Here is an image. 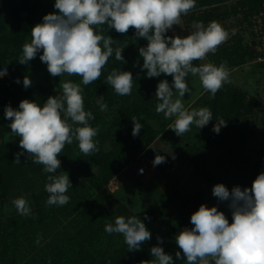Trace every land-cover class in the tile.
I'll use <instances>...</instances> for the list:
<instances>
[{"label":"trees","instance_id":"obj_1","mask_svg":"<svg viewBox=\"0 0 264 264\" xmlns=\"http://www.w3.org/2000/svg\"><path fill=\"white\" fill-rule=\"evenodd\" d=\"M54 4L55 0H0V71L7 68L8 73L0 77V202L20 185L27 189L26 192L30 191L31 198L30 216L15 214L2 218L1 215V264H21L29 259L32 261L27 264H143L155 259L150 254L154 246L162 247L166 254L171 255L176 235L184 228L192 227L190 217L201 204L216 206L231 223L230 201H219L213 196L212 189L217 184H223L229 191L236 186L251 188L256 176L264 172V111L255 140V106L258 99L238 85L225 83L214 99L209 98V92L203 91L192 105L198 109L208 107L213 120L202 129L193 125L187 134L186 144L175 147L179 155L177 163L190 180L188 191L198 198L197 208L194 211L176 212L171 218V225L162 233L163 242L151 238L143 242L139 250L129 251L122 234L105 232V225L114 224L119 215L97 192L130 164L142 148L149 146L162 130L165 133L173 132L169 128L173 124L172 119H165L163 113L156 112L159 101L155 97L158 83L166 79L171 84L172 77L161 74L148 78L147 70H141L143 59L138 51L147 45V41L144 38L136 39L134 29H129L123 35L115 29H108L107 25L101 26L102 31L98 34L111 36L115 40L112 45L114 49L128 46L122 52L126 63L117 61L113 53L102 73L109 74L113 68L130 71L134 77L131 95L116 94L111 85L106 86L101 81V77L86 86L77 75L52 77L46 64L39 58L42 52L37 53L28 64H20L18 59L22 55L23 45L31 41L32 27L41 23L45 15L58 11ZM260 5L261 0H234L231 3L227 0H196V7L188 15L182 16L183 26L192 28L194 21H202L207 26L211 21L225 20L241 13L246 20L259 10ZM166 35L173 36L169 32ZM237 42L235 54L241 60L234 62L235 66L246 61L244 56L249 60L255 57L248 43ZM230 48L224 42L215 54L208 55L210 62L217 66L224 63L230 55ZM198 62L193 63L196 65ZM255 65L261 69L264 62ZM259 69L253 67V71L258 72ZM25 76L32 80V85L27 89L23 86ZM17 79L20 83H16ZM69 80L80 84L85 111H91L95 117L89 124L98 128L94 139L98 140L99 151L85 156L73 139V143L66 144L58 157L61 167L56 173H45L43 165L33 163L26 153L20 156V164L14 163L16 154L23 150L19 146V137L8 127L11 121L4 118L6 108L11 106L18 109L24 99L43 106L48 97L57 96L55 90H61L60 82ZM100 93L103 103H114L118 107L110 121L100 116L97 101ZM133 116L143 125L135 137L132 135ZM218 118H223L227 126H221L217 134L213 126ZM151 120L157 121L158 126L154 127ZM169 144L174 147L173 143ZM62 172L69 176L72 185L66 193L70 200L64 206H49L46 204L49 194L45 191V184L49 183L47 177ZM142 222L148 229L149 222ZM43 223L54 225L55 232L47 242L45 238L39 239L42 237L39 229Z\"/></svg>","mask_w":264,"mask_h":264},{"label":"clouds","instance_id":"obj_2","mask_svg":"<svg viewBox=\"0 0 264 264\" xmlns=\"http://www.w3.org/2000/svg\"><path fill=\"white\" fill-rule=\"evenodd\" d=\"M57 12L47 14L41 23L31 29V41L23 45L18 61L22 65L33 60L42 52L40 60L46 64L52 77L77 75L83 85H89L101 77L102 69L115 53V59L126 63L122 52L125 47L113 48L115 40L111 36L98 34L101 26L115 29L126 35L129 29L135 30V38H144L147 45L138 49L143 59L142 71L148 78L161 74L171 76L161 80L156 88L155 97L159 101L156 112L163 113L165 119L175 118L169 126L177 136H183L195 125L198 129L213 120L208 107L185 108L182 98L191 94L186 77H198L210 99L230 82V70L226 62L219 66L208 62L199 66L194 61H203L208 54H215L221 44L228 39L227 31L216 21L207 26L202 21H194V29L187 36L166 35L174 26L181 24L182 16L188 15L196 7V0H55ZM102 42V46H101ZM139 63V61H137ZM7 68L0 71L6 76ZM133 74L113 68L106 78L116 94L128 96L132 93ZM16 83H20L17 79ZM57 96H50L41 106L24 99L19 108L8 106L4 118L11 121L8 127L19 137L23 152L17 153L14 163L20 164V156L27 154L35 164L43 165L45 173H56L61 167L58 157L65 145L73 139L78 142L79 150L85 156L99 151L98 128L89 124L95 119L91 111H85L83 89L72 81H61ZM32 85L29 76L23 79L25 89ZM178 94V95H177ZM177 95V98H173ZM102 100V97H101ZM101 111L107 104L99 102ZM132 135L138 136L143 125L135 116ZM213 131L219 133L221 126H227L223 118H218ZM166 162L165 156L157 154L153 166ZM143 173V169L140 170ZM45 191L49 194V206L66 205L70 197L66 195L72 187L69 176L62 172L49 175ZM212 194L219 201H230L232 222L216 206L201 204L191 217V228H184L175 237L187 264H264V172L258 174L251 188L234 187L231 192L223 184H217ZM17 212L30 216L31 208L24 197L12 201ZM148 219V217H145ZM105 232L122 234L129 251L139 250L143 242L151 239L145 223L137 216L125 218L117 216L114 224L107 223ZM162 243V238L157 237ZM39 239L37 243H39ZM154 260L143 264H173V257L166 254L160 246L150 249ZM181 259V251L176 252Z\"/></svg>","mask_w":264,"mask_h":264},{"label":"rangeland","instance_id":"obj_3","mask_svg":"<svg viewBox=\"0 0 264 264\" xmlns=\"http://www.w3.org/2000/svg\"><path fill=\"white\" fill-rule=\"evenodd\" d=\"M233 1L227 0L229 3ZM263 2L264 0H261L259 10L251 14L246 20H244L243 13H241L236 17L230 16L225 20L216 21L227 31L228 39L225 43L231 47L229 49L230 57L228 56L224 60V63L226 62L227 67L230 68V82L228 84L238 85L246 90L249 95L258 99V103L255 106L257 117V122L254 126L256 129L255 140H257L261 127L260 117L264 111V65L259 69L260 67L255 65L252 60L246 58V56H244L246 61L241 65L235 66L234 62L241 60V57L235 54L237 41L241 40V43L244 44L252 40L250 19L264 8ZM193 30V28H185L181 18V24L174 26L168 32L172 35L183 37L190 34ZM208 62L210 60L207 56L205 60L199 61L195 66ZM253 67L260 71H253ZM63 76L68 77L67 75ZM107 76L108 74L101 73V81L106 86H109L106 83ZM186 82L192 91L190 95L186 93L184 98H182L184 106L186 109L190 107L189 111L198 109L192 105L205 90L199 78L193 77L191 74L186 77ZM55 94H59V89L55 90ZM177 95H174L173 98H177ZM109 98L112 97L110 96ZM97 101L104 102L102 93L98 94ZM117 109L116 104H107V110L101 111L100 116L103 120L110 121L116 115ZM171 119L174 123L175 118ZM150 122L154 127L158 126L157 121L151 120ZM124 125L127 126L126 124ZM187 134L188 132L180 137L174 131L165 133L162 130L149 146L139 151L132 161L133 163L127 169L112 179L110 188L105 187V190L101 192L104 197L111 196L108 198V202L114 206L115 212L119 216H123L126 219L131 216H137V218L149 222L148 230L151 233V238L157 239L158 236L162 237V233L171 225V218L176 212L194 211L198 206V198L194 193L188 191V181L190 180H188V176L183 173V170L177 163L179 155L175 150L177 145L186 144ZM168 141L169 143H173L174 147H171ZM157 154L165 156L166 162L153 166L152 162ZM140 166H144L147 173L143 174L142 177H137L135 176V171ZM22 189L23 185H20V188H14V195ZM145 217H148V219H145ZM118 236L120 237V235ZM173 244L174 248L171 252L173 264H183L186 262V258L183 257L182 250L179 249L175 241H173ZM177 251H181V259L176 258L175 254ZM28 261L31 262L32 260H26V262L21 264H27Z\"/></svg>","mask_w":264,"mask_h":264},{"label":"crops","instance_id":"obj_4","mask_svg":"<svg viewBox=\"0 0 264 264\" xmlns=\"http://www.w3.org/2000/svg\"><path fill=\"white\" fill-rule=\"evenodd\" d=\"M253 61V60H252ZM255 63V62H254ZM133 162H131L130 164H132ZM130 164H128L127 166H125L124 168H123V170L122 171H120L119 173H122L125 169H127L128 167H129V165ZM118 173V174H119ZM147 173V172H146ZM135 176H137V177H142L143 175H138L137 174V172L135 171ZM26 188L24 189V186H23V189L20 191L19 190V192L17 193V194H15L14 195V193L12 194H10L8 197H6L5 199H3L1 202H0V218H1V215H2V218H8V217H10V216H12V215H15V214H19L18 212H17V210H16V208H15V206L13 205V203H12V201L14 200V199H16V198H19V197H24L27 201H28V204H29V206H30V203H31V198L29 197L30 196V191L29 192H26ZM102 190H105V187H104V189L102 188V189H100V190H98V194L104 199V201L115 211V209H114V206L112 205V204H110L109 202H108V198H110L111 196H107V197H104L102 194H101V192H102ZM17 195V196H16ZM118 214V213H117ZM65 224V223H64ZM64 224L63 225H60L59 227L61 228V226H64ZM58 229V228H57ZM39 231H40V234H41V236L42 237H39V239L41 240L42 238H45V242H47L49 239H51V237H50V235L52 234V233H54L55 232V230H54V225H52V224H49V223H43L42 224V226H41V229H39ZM57 231H59V230H57ZM31 238H32V236H31ZM26 244H27V240H25L24 241ZM0 264H1V262H0ZM6 264V263H5ZM10 264V263H9Z\"/></svg>","mask_w":264,"mask_h":264},{"label":"built area","instance_id":"obj_5","mask_svg":"<svg viewBox=\"0 0 264 264\" xmlns=\"http://www.w3.org/2000/svg\"><path fill=\"white\" fill-rule=\"evenodd\" d=\"M250 31L252 40L248 42V47L255 54L253 62L262 63L264 62V8L250 19ZM141 169H143V173H141ZM136 172L138 175H143L146 173V168L140 166ZM111 184L112 180L109 181L106 187L110 188Z\"/></svg>","mask_w":264,"mask_h":264}]
</instances>
